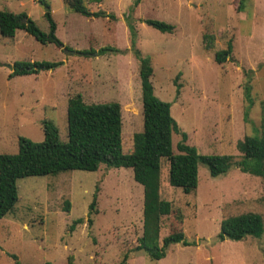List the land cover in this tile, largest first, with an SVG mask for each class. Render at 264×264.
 <instances>
[{"label": "rangeland", "instance_id": "1", "mask_svg": "<svg viewBox=\"0 0 264 264\" xmlns=\"http://www.w3.org/2000/svg\"><path fill=\"white\" fill-rule=\"evenodd\" d=\"M41 1L50 7L60 45L42 44L23 30L13 38L0 34V154L17 153L19 136L42 141L43 119L54 122L65 140L67 103L77 94L85 103L120 104L123 150H132L143 114L131 22L136 47L150 58L154 93L170 103L187 144L200 154L233 160L218 177L199 164L197 188L185 194L169 184V163L161 159L159 195L174 212L161 216L157 241L162 244L175 227L196 245L171 244L159 260L133 251L143 233V187L131 168L101 165L96 171L20 178L18 201L0 219V264H14L12 255L25 264H118L125 254L130 264H264V233L217 240L221 221L230 216L255 212L264 219V179L236 165L243 137L258 135L264 106V0L242 5L240 0H141L136 7L133 0H83L89 11L110 14L100 17L79 14L64 0H0V11L25 12L48 32ZM148 19L175 28L163 33ZM228 41L231 55L219 64L215 53ZM104 47L111 50L101 52ZM90 49L91 55L77 53ZM16 61L61 64L9 77ZM179 141L180 135L173 134L174 153ZM95 192V210L89 213Z\"/></svg>", "mask_w": 264, "mask_h": 264}, {"label": "trees", "instance_id": "2", "mask_svg": "<svg viewBox=\"0 0 264 264\" xmlns=\"http://www.w3.org/2000/svg\"><path fill=\"white\" fill-rule=\"evenodd\" d=\"M91 3H100L102 0H89ZM141 0H133L136 7ZM245 0H240L242 5ZM73 11L84 16H110L103 11H89L83 0H64ZM44 17L48 21V32L41 31L35 22L25 12L0 11V34L13 38L17 30H23L42 44L54 43L60 45L55 36L56 23L50 7L44 1ZM146 23L160 32L172 33L174 25L164 21L148 19ZM130 49L139 60V76L141 84L143 129L135 133L132 138V150L124 152L122 141V116L118 102L85 103L80 94L69 98L67 103V136L62 140L57 126L48 119H43V140H32L19 136L18 151L14 154H0V219L12 211L18 201L17 180L28 176H43L57 174L70 170L96 171L101 165L114 168H131L134 180L143 187V233L137 239L133 251H143L150 258L159 260L166 255L171 244L181 243L183 246L196 245L194 241L185 239L182 229L172 228L163 238L162 244L157 241L158 223L161 216L174 212L170 201L160 198V168L161 159L166 158L169 163L168 182L178 187L183 193L189 194L196 190L198 185V165L207 166L212 177L226 173L232 164L231 155H204L198 153L194 146L187 144V135L181 131L172 117L170 103L159 99L153 90L150 81L153 75L150 58L142 56L136 47L137 35L131 24ZM209 48V41L206 42ZM111 50L108 47L101 52ZM99 51V52H100ZM232 51L228 41L224 50L216 51L215 61L223 63ZM94 50L77 51L79 54L91 55ZM98 52V53H99ZM61 62L47 61H16L13 64L9 77L37 74L41 70L53 69ZM177 93H179V86ZM246 114V112H245ZM258 135H245L239 143L243 153L236 165L242 172L254 174L264 179V106ZM180 135L173 151V134ZM98 187L95 191L97 192ZM93 195L89 205V213L95 210L97 195ZM65 208H69L66 201ZM178 217V219H180ZM77 219L71 225L80 223ZM91 221V220H90ZM264 233V219L255 212H247L230 216L220 223L217 240H243L247 236L259 238ZM14 264H25L12 255ZM45 264H51L46 262ZM118 264H130L125 254Z\"/></svg>", "mask_w": 264, "mask_h": 264}]
</instances>
